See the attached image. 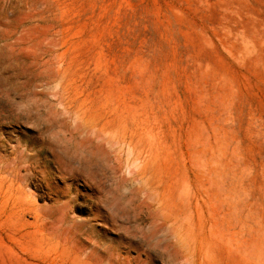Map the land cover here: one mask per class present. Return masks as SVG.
<instances>
[{
    "label": "rangeland",
    "instance_id": "374dc122",
    "mask_svg": "<svg viewBox=\"0 0 264 264\" xmlns=\"http://www.w3.org/2000/svg\"><path fill=\"white\" fill-rule=\"evenodd\" d=\"M0 264H264V0H0Z\"/></svg>",
    "mask_w": 264,
    "mask_h": 264
},
{
    "label": "bare ground",
    "instance_id": "6f19581e",
    "mask_svg": "<svg viewBox=\"0 0 264 264\" xmlns=\"http://www.w3.org/2000/svg\"><path fill=\"white\" fill-rule=\"evenodd\" d=\"M79 109H80V108H79ZM81 114H82V112H81ZM97 124H98V122H97ZM99 126H100V125H99ZM107 126H108V125H107ZM109 126H110V125H109ZM113 127H114V126H113ZM113 127H112V128H113ZM86 128H87V127H86ZM109 128H110V127H109ZM120 129H121V128H120ZM98 130H99V129H98ZM115 135H116V134H115ZM96 136H97V135H96ZM116 136H117V135H116ZM116 136H115V137H116ZM118 137H119V136H118ZM113 141H114V140H113ZM102 143H103V142H102ZM104 143H105V142H104Z\"/></svg>",
    "mask_w": 264,
    "mask_h": 264
}]
</instances>
